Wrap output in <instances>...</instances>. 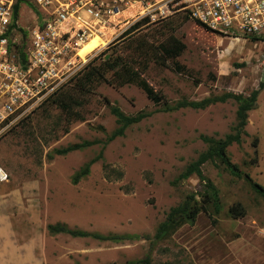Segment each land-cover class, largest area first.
<instances>
[{"label":"rangeland","instance_id":"rangeland-1","mask_svg":"<svg viewBox=\"0 0 264 264\" xmlns=\"http://www.w3.org/2000/svg\"><path fill=\"white\" fill-rule=\"evenodd\" d=\"M21 20L23 27L31 25L26 13ZM170 36L184 46L174 61L158 48ZM88 65L101 78L94 79L88 93L74 90L79 104L72 113L78 118L49 101L0 141V166L10 176L0 184V250L14 236L18 254L12 264H127L146 257L150 264H260L264 200L217 159L200 169L218 190L219 214L200 203L203 187L195 175L181 178L206 150L202 137L223 139L234 133L236 103H215L203 110L180 104L224 93L247 96L264 82V40L219 37L176 15L117 39L59 93L73 91ZM121 65L137 69L162 100L153 102L135 83L120 85L116 71ZM112 108L145 118L110 140L120 127ZM244 128L241 143L226 153L241 173L264 187V90ZM73 145L81 148L57 154ZM86 166L88 173L72 184ZM189 195H196V206L206 213L199 212L192 226L181 225L155 239L170 210ZM235 203L246 210L243 219L228 214ZM55 224L122 240L51 235L46 226ZM1 253L0 264H8L11 257L5 253L4 260Z\"/></svg>","mask_w":264,"mask_h":264},{"label":"built area","instance_id":"built-area-1","mask_svg":"<svg viewBox=\"0 0 264 264\" xmlns=\"http://www.w3.org/2000/svg\"><path fill=\"white\" fill-rule=\"evenodd\" d=\"M176 15L219 37L264 40V0H0V141L130 27ZM92 37L103 43L80 56ZM9 178L0 166V184Z\"/></svg>","mask_w":264,"mask_h":264},{"label":"trees","instance_id":"trees-1","mask_svg":"<svg viewBox=\"0 0 264 264\" xmlns=\"http://www.w3.org/2000/svg\"><path fill=\"white\" fill-rule=\"evenodd\" d=\"M146 22L147 20L136 23L126 31L125 35L127 36L137 31L140 26L144 25ZM251 40L255 41L256 39ZM158 48L161 52V55L165 59H170L174 61L175 58L180 55L184 46L177 39L170 36L168 42L159 44ZM175 67L179 70V66L177 65V63L175 64ZM112 68L113 66H109V69ZM95 70L96 69H91L88 65V68L82 73L79 78H77L76 82L74 83V87L72 89L73 91H71V89H66L65 91L62 90L60 93L51 97L46 103L50 101V103H53L55 106L66 111L68 116L74 115L76 118H78L77 113H72L73 108L79 104V99L73 94L74 90L77 93L90 92L94 79L101 78V74L97 75L96 77L95 73H92L95 72ZM116 74L120 85L135 83L145 92L147 97L153 102L159 103L162 100L160 95L154 93L152 89L143 80L139 78L137 69H134L132 65H121L118 71H116ZM263 90L264 82H260L258 86L253 89L247 96H244L242 94L224 93L220 96H211L199 102L193 101L189 103L180 104V106H188L196 110H203L215 103H225L227 101H234V103H236V124L234 127V133L226 135L223 139L202 137L201 140L207 146L206 150L203 153L199 154L197 159L186 167L184 173L181 176L183 180L187 179L191 175H195L197 177L198 181L203 187V192L200 195V203L202 205H210L214 215L219 214L221 211L219 193L217 188L208 178L203 175L200 169L201 165L206 162H212L214 159L219 160V162L224 166V168L229 172L230 175L238 179H243L247 183L249 188L256 195H258L264 200V187L258 184L257 182L253 181L249 174L241 173L238 167L230 161L226 153V150L229 146H231L232 144L239 145L241 143L242 135H246L244 127L246 125L247 115L250 111L254 109L257 98ZM110 112L116 118V122L120 126L119 129L111 135L110 140L122 136L126 127L136 124L140 122L143 118H145V116L142 114H138L136 116H125L117 108H112ZM256 146L257 140L255 139L252 142V147L255 149ZM79 148H81V146L73 145L60 151H57V154H66L72 150H76ZM87 173L88 166L79 171L72 178V184H76ZM195 196L196 195L187 196L180 206L170 210V212L167 214L165 221L159 225L154 235L155 239H161L162 236L166 233H173L181 225L189 224L192 226L199 212H203L204 214L206 213L203 207L199 208L196 206L197 201L195 200ZM228 214L231 216V218L235 220L242 219L246 216V210L244 209L242 204L235 203L228 208ZM207 217L210 221V224L212 226H215L216 220L213 218L214 216L210 214L207 215ZM46 230L51 235L66 234L73 238H91L99 241L113 242H119L122 240L121 237L117 236H101L98 234H89L87 232L69 230L60 224L47 225ZM127 264H150V261L149 258L146 257L138 263Z\"/></svg>","mask_w":264,"mask_h":264},{"label":"bare ground","instance_id":"bare-ground-1","mask_svg":"<svg viewBox=\"0 0 264 264\" xmlns=\"http://www.w3.org/2000/svg\"><path fill=\"white\" fill-rule=\"evenodd\" d=\"M102 43L103 41H101L98 37H92L82 44L80 50L78 51V54L80 56H83L86 53L93 51L98 45Z\"/></svg>","mask_w":264,"mask_h":264},{"label":"crops","instance_id":"crops-1","mask_svg":"<svg viewBox=\"0 0 264 264\" xmlns=\"http://www.w3.org/2000/svg\"><path fill=\"white\" fill-rule=\"evenodd\" d=\"M243 219V218H242ZM237 220H240V219H237ZM10 236H7L5 239H8ZM14 237V236H13ZM12 237V241L9 243V241H8V247H7V249L5 250H0V251H2V253H1V256H3L5 253L7 254V256L8 257H11V259L9 260L8 258L6 259V262H8V264H12V261H13V259L15 258V256H16V254H18V252H16L15 253V246H14V238ZM15 253V254H14ZM19 257V256H18ZM3 258H4V256H3ZM4 260H5V258H4ZM264 261V257H263V259L262 260H260V264L262 263Z\"/></svg>","mask_w":264,"mask_h":264}]
</instances>
